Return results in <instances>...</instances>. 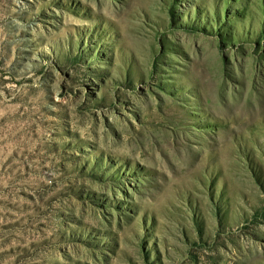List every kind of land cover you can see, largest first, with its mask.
<instances>
[{
    "label": "rangeland",
    "instance_id": "rangeland-1",
    "mask_svg": "<svg viewBox=\"0 0 264 264\" xmlns=\"http://www.w3.org/2000/svg\"><path fill=\"white\" fill-rule=\"evenodd\" d=\"M0 264H264V0H0Z\"/></svg>",
    "mask_w": 264,
    "mask_h": 264
}]
</instances>
